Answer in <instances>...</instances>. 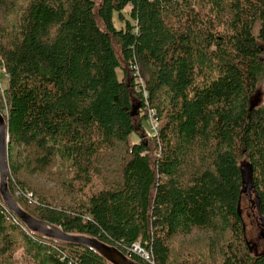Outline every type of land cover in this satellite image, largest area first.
Listing matches in <instances>:
<instances>
[{
  "label": "trees",
  "instance_id": "obj_1",
  "mask_svg": "<svg viewBox=\"0 0 264 264\" xmlns=\"http://www.w3.org/2000/svg\"><path fill=\"white\" fill-rule=\"evenodd\" d=\"M0 16L22 209L141 264H264L241 212L252 192L264 223V100L251 107L264 0H0ZM136 241L153 262L129 252ZM19 250L33 264H112L30 230L0 195V264Z\"/></svg>",
  "mask_w": 264,
  "mask_h": 264
},
{
  "label": "water",
  "instance_id": "obj_2",
  "mask_svg": "<svg viewBox=\"0 0 264 264\" xmlns=\"http://www.w3.org/2000/svg\"><path fill=\"white\" fill-rule=\"evenodd\" d=\"M256 102H251L254 107ZM7 125L3 114L0 112V195L6 206L32 231L42 233L43 235L67 242L77 243L88 246L101 254L108 262L112 264H141L124 254L115 246L108 245L95 237L83 234L67 233L57 226L38 219L27 211L22 209L17 203L15 197L8 188L9 170L7 165ZM260 236L264 238V223Z\"/></svg>",
  "mask_w": 264,
  "mask_h": 264
},
{
  "label": "rangeland",
  "instance_id": "obj_3",
  "mask_svg": "<svg viewBox=\"0 0 264 264\" xmlns=\"http://www.w3.org/2000/svg\"><path fill=\"white\" fill-rule=\"evenodd\" d=\"M129 7H126L123 10V15L125 18H128L129 14ZM1 18V16H0ZM114 23L116 27H122L124 25L123 21H119L117 17H114ZM6 85V76L4 75L3 69H0V87L3 88ZM2 90V89H0ZM255 98L257 102H262L264 100V81H260L255 93ZM148 128V126H147ZM7 139V137H6ZM48 186H53V183L49 182L47 183ZM254 195L252 192H250L249 198L242 199L241 207H242V217L246 223L247 226V233L252 244H254V247L257 248L258 252L264 251V239H261L258 237V234L260 232L259 228V222L257 217V210L254 206ZM261 223V222H260ZM15 260L17 264H33L32 261L27 257V255L20 250L15 253Z\"/></svg>",
  "mask_w": 264,
  "mask_h": 264
},
{
  "label": "built area",
  "instance_id": "obj_4",
  "mask_svg": "<svg viewBox=\"0 0 264 264\" xmlns=\"http://www.w3.org/2000/svg\"><path fill=\"white\" fill-rule=\"evenodd\" d=\"M135 74L138 75V72L136 71ZM136 83L138 84L137 89L143 91V96H144V98H146V92L144 91V88H143L144 85H143L142 78L137 76L136 77ZM147 113H148V128L146 129V134L148 136L157 135L158 130H159V124H158L157 118L155 117V113H154L153 109H149ZM30 196L31 195L29 194L28 197H30ZM129 252L138 255L139 257H141L143 260H145L147 262H153L152 252L149 249H147L145 246H143L140 243V241L134 242L129 247Z\"/></svg>",
  "mask_w": 264,
  "mask_h": 264
},
{
  "label": "flooded vegetation",
  "instance_id": "obj_5",
  "mask_svg": "<svg viewBox=\"0 0 264 264\" xmlns=\"http://www.w3.org/2000/svg\"><path fill=\"white\" fill-rule=\"evenodd\" d=\"M259 228H260V232H261V230H262V225H261V223H259ZM260 232H259V234H260ZM259 234H258V237L260 236ZM259 238L264 239V238H262V237H259ZM252 245H253V248L255 249V251L258 252L257 248L254 247V244H252Z\"/></svg>",
  "mask_w": 264,
  "mask_h": 264
}]
</instances>
